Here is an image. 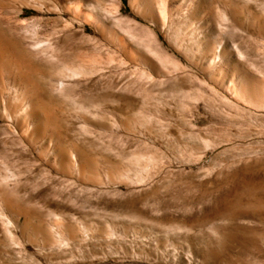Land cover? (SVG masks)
<instances>
[{
	"label": "rangeland",
	"instance_id": "1",
	"mask_svg": "<svg viewBox=\"0 0 264 264\" xmlns=\"http://www.w3.org/2000/svg\"><path fill=\"white\" fill-rule=\"evenodd\" d=\"M0 264H264V0H0Z\"/></svg>",
	"mask_w": 264,
	"mask_h": 264
}]
</instances>
